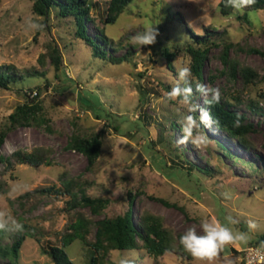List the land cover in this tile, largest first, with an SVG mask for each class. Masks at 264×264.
I'll list each match as a JSON object with an SVG mask.
<instances>
[{"label": "rangeland", "instance_id": "374dc122", "mask_svg": "<svg viewBox=\"0 0 264 264\" xmlns=\"http://www.w3.org/2000/svg\"><path fill=\"white\" fill-rule=\"evenodd\" d=\"M108 1L93 0L91 16L95 22L87 20L85 26L94 39L102 27ZM33 2L0 0V67L10 66L23 74L8 90L0 89V131L15 108L30 99L40 103L49 127L11 130L0 148V156L10 158L16 150L43 147L52 149V164H16L13 171L4 172L5 164L0 162V182L4 184L0 194V244L11 245L17 234H24L17 264H54L41 248L61 246V237L69 231L75 214L82 213L93 223L123 214L130 191L136 193L134 222L144 213L159 216L174 238L189 228L201 233L204 221L217 220L247 233L246 241L225 245L210 261L194 257L191 262L241 264L240 251L264 235V102L259 103V113L246 107L249 98L257 99L256 95L264 92V8L249 10L246 22L239 18L241 9L233 10L231 16L221 14L219 0H134L114 25L105 28L108 38L121 44L116 51L105 48L107 54L120 58L128 50L133 53L129 61L112 65L94 58L90 48L75 37L73 17L62 18L55 9L49 17L37 16L32 12ZM30 22L42 27L31 29ZM189 28L193 35L212 39L222 36L231 43L228 58L238 67H248L258 74L251 92L243 88L240 78L230 81L220 75L226 69L220 58L222 45L211 47L205 67L206 73L218 77L213 84L203 82L205 92L194 94L193 103L180 100L172 88L162 87L179 83L189 62L188 54L181 51L170 70L162 59V49L175 51L190 43ZM151 29L157 32L153 44L143 45L134 39ZM49 43L56 45L61 54L58 72L50 58H45L43 67L39 62ZM130 45H134L132 49ZM31 71L44 75L27 76ZM36 87L41 88L39 95ZM30 89L33 92L29 93ZM230 95L241 98L242 102L234 108L255 127L248 135L250 148H242L218 130L211 119H204L205 98ZM194 109L207 144L195 142L200 134L187 138L182 130L169 128L174 117L184 130L197 127L198 122L190 115ZM73 133L85 137L98 134L102 139L101 156L90 170L85 156L66 148ZM214 141L238 160L251 162L261 171L251 172L220 152ZM190 165L194 168L191 174L186 170ZM77 177L91 183L88 195L110 200L100 216L83 207L68 212V197L63 194L34 193L28 199L19 198L31 191L59 189L62 180ZM150 196L176 206H165ZM250 221L255 228L249 227ZM93 223L87 236L90 242L95 240ZM64 250L73 264H89L91 250L79 240ZM111 262L185 264L176 251L154 260L143 250L112 251L107 264ZM0 264H8V260L0 257Z\"/></svg>", "mask_w": 264, "mask_h": 264}, {"label": "trees", "instance_id": "16d2710c", "mask_svg": "<svg viewBox=\"0 0 264 264\" xmlns=\"http://www.w3.org/2000/svg\"><path fill=\"white\" fill-rule=\"evenodd\" d=\"M134 0H109L105 10L104 17L101 19L102 27L98 28V34L94 38L87 34L85 22L87 20L95 22L91 16L94 4L93 0H34L32 4V12L40 17H49L52 10H57L62 18L73 17L75 22L74 35L77 39L85 43L96 59L105 60L112 65H119L125 61H129L133 53L128 52L120 58L107 54L105 48L110 51H116L121 48V44L115 43L105 33V28L109 25H114L119 17L126 13L128 6ZM239 5V6H238ZM243 7V8H242ZM264 8V0H219L218 9L221 14L231 16L233 10H242V16L239 17L248 22V11H256ZM213 28V27H212ZM188 32L191 33V42L187 43L182 49L175 51L170 50L168 47L162 49V59L166 62L167 67L173 70V60L179 52H185L189 56V62L184 67L188 69L185 74H181L182 79L174 87H166L165 89L172 88L180 100H186L193 103L194 94L205 92L203 82L208 80L211 84L217 79L216 74H208L205 72L206 61L211 47L222 45L223 49L220 55L226 69H222L220 75H224L228 80L234 81L240 78L243 88L250 92L256 86L258 74L248 67H238L235 62L228 58V51L231 48V43L227 42L222 36L218 38L199 37L193 35V31L189 28ZM134 45H130L132 49ZM46 53L40 55L39 62L41 67L44 66L45 58L48 57L56 72L59 71L62 65V58L58 47L53 43L47 44ZM0 89L8 90L12 84L19 82L23 78V74H18L10 66L0 67ZM27 76L35 77L42 76L44 72L37 73L31 71L26 73ZM162 85V84H161ZM36 94L41 92L40 87H36ZM176 89H180L176 92ZM29 93L33 92L32 89L28 90ZM25 96H28L25 93ZM257 99L249 98L246 102L247 109L252 113L260 112V102H264V92L256 95ZM36 99H30L27 102L19 105L8 116V124L0 131V148L3 145L8 133L17 127H33L41 126L49 127V120L42 112L40 103H35ZM242 102L239 96L230 95L228 97H208L203 100L204 110L210 117L215 127L226 133V135L235 140L242 148H250L252 144L248 139V135L255 131L252 123L248 122L245 114L240 113L234 106ZM193 120L198 122V114L194 109L190 111ZM201 124L191 128L192 134L189 136L187 132L176 121V117L169 122L171 130L179 129L185 137L190 138L202 133ZM200 127V128H199ZM116 128V127H115ZM217 149L230 158L240 162L244 167L251 170V172L259 173L261 170L255 168L251 162H243L238 158L232 156L230 152L220 143L215 142ZM66 148L78 152L86 157L87 169L90 170L101 156L102 139L100 135L93 134L90 137H85L78 133H73L67 142ZM52 149L49 148H34L30 151L16 150L11 154V157L0 156V162L5 164L4 172L13 171L16 164L29 165L32 167H39L41 165H51ZM264 168V162L263 167ZM187 173L191 174L194 168L190 165L186 168ZM206 175H210L208 170H199ZM91 183L86 179L82 180L81 177L64 179L61 181L59 189L51 187L48 189L36 190L20 195V199H28L34 193L45 194H63L68 197L66 201V210L71 212L77 207L88 208L93 215L100 216L108 207L110 200L104 197H91L87 194V188ZM4 184L0 182V194L2 193ZM141 193V191H139ZM136 193L128 192V207L123 214L114 217H104L94 223L89 218H86L82 213L75 214V219L69 225V231L61 237V246H47L42 247L41 252L49 258L54 264H73L68 257L66 247L71 245L76 240H79L84 245L88 246L91 250L89 264H107L108 256L112 251H140L143 250L146 256L157 260L167 253L176 251L185 264H191L194 256L187 252L180 244V236L173 237L171 232L164 228L162 219L150 213H144L137 216V223L134 222L133 215V202ZM165 206H176L168 203L164 199L154 198ZM94 224L96 227L95 240L90 242L87 240L89 234V226ZM25 235L17 234L14 242L11 245L0 244V257L8 260V264H17L20 257L21 247L23 246ZM38 241V240H37ZM39 242V241H38ZM255 246L264 248V235L258 239ZM111 264H115L112 263Z\"/></svg>", "mask_w": 264, "mask_h": 264}, {"label": "clouds", "instance_id": "9594fccd", "mask_svg": "<svg viewBox=\"0 0 264 264\" xmlns=\"http://www.w3.org/2000/svg\"><path fill=\"white\" fill-rule=\"evenodd\" d=\"M239 6V5H238ZM29 27L31 29L39 30L42 25L30 22ZM157 32L154 29L148 30L143 34H139L134 39L143 45H151L154 43ZM186 74L188 69L183 70ZM180 89H176L179 92ZM205 120H210L207 113L204 116ZM187 134H192L191 128L185 129ZM195 142L201 144H207L208 138L205 135H198ZM2 226V225H0ZM250 228H255L254 222H249ZM247 233L239 232L233 227L228 226L219 220L215 222L204 221L202 223V232L198 233L195 228H189L182 236H180V244L189 252L192 256L210 261L213 257L219 254L222 248L229 244L239 241H246Z\"/></svg>", "mask_w": 264, "mask_h": 264}, {"label": "built area", "instance_id": "2783aa9c", "mask_svg": "<svg viewBox=\"0 0 264 264\" xmlns=\"http://www.w3.org/2000/svg\"><path fill=\"white\" fill-rule=\"evenodd\" d=\"M241 264H264V248L251 245L240 251Z\"/></svg>", "mask_w": 264, "mask_h": 264}]
</instances>
